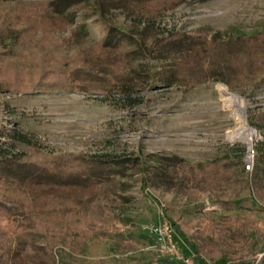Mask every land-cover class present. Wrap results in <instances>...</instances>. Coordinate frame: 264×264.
I'll return each instance as SVG.
<instances>
[{
  "label": "rangeland",
  "instance_id": "1",
  "mask_svg": "<svg viewBox=\"0 0 264 264\" xmlns=\"http://www.w3.org/2000/svg\"><path fill=\"white\" fill-rule=\"evenodd\" d=\"M48 1L0 0V157L30 155L35 149L52 157L92 156L120 170L116 185L100 193L120 203L117 225L132 243L119 241L112 232L84 239L88 251L75 253L54 237L49 244L28 233L14 235L7 242L19 264L156 262L169 255L152 246L155 237L143 226L157 222L162 212L185 232L200 227L207 235L237 217H264L263 183L251 172L245 171L241 186L206 191L190 180L179 182L180 168L168 160L177 156L195 166L233 154L244 161L249 145L258 160L264 141L258 117L264 111V40L257 37L264 33V0H88L54 17ZM113 27L130 36L127 46L114 52L93 48ZM170 33L194 40L190 43L198 49L184 55L165 52ZM74 67L91 75L105 73L107 84L99 92L25 91L39 80L68 79ZM162 80L173 82L161 85ZM230 94L243 101L245 123L255 133L250 143L248 135L246 140L236 136L235 109L222 99ZM0 189L20 192L8 183ZM71 192L65 200L98 198L94 191ZM49 195L55 198L52 191ZM246 196L258 203L257 211L217 202ZM59 209L49 215L56 224L77 218L78 208ZM212 221L219 222L218 228ZM9 225L7 220L0 223L6 230ZM175 235L181 256L198 264H241L243 259L264 264V249L251 254L248 240L258 247L261 242L250 235L248 240L226 236L223 256L205 253L201 260ZM5 239L0 238V252ZM47 244L53 246L54 263L44 254ZM60 247L68 256L58 253Z\"/></svg>",
  "mask_w": 264,
  "mask_h": 264
},
{
  "label": "trees",
  "instance_id": "2",
  "mask_svg": "<svg viewBox=\"0 0 264 264\" xmlns=\"http://www.w3.org/2000/svg\"><path fill=\"white\" fill-rule=\"evenodd\" d=\"M84 3H88V0H51L45 4H48L47 8L50 14H53L52 16L49 14L48 16L54 17L56 13L63 14L64 11H67V8H76L82 4L84 5ZM129 38L130 36H125L113 27L105 31L103 39L93 48H97L99 51H118L127 46V42H130ZM257 38L264 40V33L263 36L260 35ZM242 39L245 42L248 41L247 38ZM164 40L166 42L164 45L165 52L179 50L181 55H184L186 52H195L198 49L190 43L194 40H188L185 35L170 33L169 38H165ZM130 54L131 51H128L125 55L128 57ZM78 67H74L70 71L68 79L59 76L58 80H48V78L46 80H39L25 91H29L32 88L37 92H50L59 89L72 91L76 88L85 92H99L101 85L107 84L102 75H105V73L99 74L97 72L96 75H91L89 70L86 71L83 67ZM260 81L263 80L261 79ZM160 82L161 85H171L173 81L162 80ZM108 83L114 84L112 81ZM107 93L112 92L109 91ZM258 117L260 121L259 125L264 127V111L259 113ZM260 144L261 146H258L260 154L258 160L254 163L252 171H250V175L254 179L262 181L264 191V141H260ZM242 157V155H224L211 161H203V163L195 166L186 163L177 156L170 157L168 160L172 162V165H178V168H180L178 171H180L181 176L177 177L179 182L186 183L190 180V182L200 189L211 191L219 185H226L232 188L241 186L246 182L247 179L243 178L246 170L244 169ZM119 174L120 170L112 169L105 162L96 158L93 159L92 156H90V159L78 157L77 155L52 157L49 154L45 155L33 149L30 155L20 154L19 156L0 157V184L8 183L12 188L20 190L19 193L12 192L6 194L0 189V223L7 220L10 224L7 230L0 226V238H6L3 242L7 243L4 244L6 247L2 245L4 250L0 252V264H19L15 249L10 245L11 243L8 244L7 242L14 235L22 237L28 233L34 239L42 238L47 240L49 244L51 238L54 237L57 239L58 244H66L68 249L75 253H85L88 251L89 246L84 242V239L92 240L93 237H106L107 234L112 232L119 241L131 242L130 235L124 233L123 229L117 225L116 211L119 209L120 203L112 200L106 192L105 194L100 193L101 189L107 186L111 188L115 186L117 183L115 177L119 176ZM183 175L185 177H182ZM72 190L79 191L80 193L94 191L95 195L98 194V198L85 201L79 200V198L77 200H65L63 196L67 193L69 195L72 193ZM21 191L23 194H20ZM51 191L55 195L54 199L49 195ZM101 200L103 202L107 201L106 205L102 204ZM53 201L56 203H54L55 205L52 204ZM217 202L222 207L248 210L249 213L257 211L256 206L258 205L255 199L249 196L224 201L218 199ZM108 203L111 205H108ZM56 208H60L63 211L65 208H78V211L73 214L74 216L77 215V218L73 217V219H69L70 221L65 220L61 224H56L52 216L49 218L50 213H53ZM46 214L48 215L46 216ZM18 216L19 218H17ZM258 220L262 222L261 226L257 224ZM210 223L211 226L218 228L219 222L212 221ZM171 224L176 234L191 247L199 260L207 257L204 255L205 253L212 255L213 252H217L220 256H223L222 251L224 252V247L226 246L224 239L228 235L245 240H248L250 235L255 240L259 239L261 242L259 247L255 246L254 240H248V244L250 243L253 246L250 249L251 254L262 252L264 249L263 216L254 220L249 219V216L243 218L237 217L236 220L234 219L230 222L231 225L219 226V229H216V232L211 235L205 234V228L199 227L190 232H185L176 225L175 221L171 220ZM23 239L24 241L27 240L24 237ZM49 244L42 248L44 249L45 256L52 261L54 249ZM210 246L212 247L210 248ZM58 253L61 256H68V253L61 247L58 249ZM63 260L62 264H70L68 260ZM249 261L250 259H243L240 262L241 264H249ZM52 263H54V260ZM30 264L40 263L33 260ZM129 264L185 263L164 256L158 258L156 262L152 260L148 262L136 261Z\"/></svg>",
  "mask_w": 264,
  "mask_h": 264
},
{
  "label": "built area",
  "instance_id": "3",
  "mask_svg": "<svg viewBox=\"0 0 264 264\" xmlns=\"http://www.w3.org/2000/svg\"><path fill=\"white\" fill-rule=\"evenodd\" d=\"M245 151L246 153L244 158V169L250 172L252 171L255 163L256 150L252 145H249L247 150ZM143 230L146 233L151 234L153 237H155L156 242L152 246L157 247L158 250L162 253H167L170 259L176 261L180 260L185 264H198L196 261H194L193 258H184L178 252V242L176 241V239H174V237L176 236L175 230L171 224V221L165 216L163 212L159 213L157 222H155L154 224H149V226H143Z\"/></svg>",
  "mask_w": 264,
  "mask_h": 264
},
{
  "label": "bare ground",
  "instance_id": "4",
  "mask_svg": "<svg viewBox=\"0 0 264 264\" xmlns=\"http://www.w3.org/2000/svg\"><path fill=\"white\" fill-rule=\"evenodd\" d=\"M221 90H223V88H221ZM223 101L225 102L226 105L232 106L235 109V114H236V118L239 122V127L236 130V136L238 134V136L240 138H243L246 140L247 137H245L246 135H248L249 140L248 143H250V140L255 137V133L253 131V129H250L246 123H245V116H244V105H243V101L241 99L240 96L235 95V94H230L226 97L222 98Z\"/></svg>",
  "mask_w": 264,
  "mask_h": 264
}]
</instances>
